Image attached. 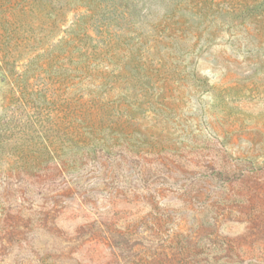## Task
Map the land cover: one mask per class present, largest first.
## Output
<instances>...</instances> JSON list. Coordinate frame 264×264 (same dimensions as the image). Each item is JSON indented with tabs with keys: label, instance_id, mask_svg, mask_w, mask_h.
<instances>
[{
	"label": "rangeland",
	"instance_id": "rangeland-1",
	"mask_svg": "<svg viewBox=\"0 0 264 264\" xmlns=\"http://www.w3.org/2000/svg\"><path fill=\"white\" fill-rule=\"evenodd\" d=\"M0 264H264V0H0Z\"/></svg>",
	"mask_w": 264,
	"mask_h": 264
}]
</instances>
